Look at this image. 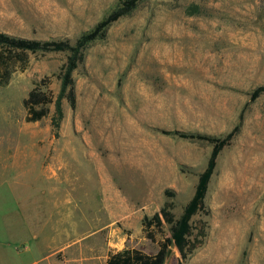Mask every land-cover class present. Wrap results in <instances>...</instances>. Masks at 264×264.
I'll list each match as a JSON object with an SVG mask.
<instances>
[{
	"label": "rangeland",
	"instance_id": "rangeland-1",
	"mask_svg": "<svg viewBox=\"0 0 264 264\" xmlns=\"http://www.w3.org/2000/svg\"><path fill=\"white\" fill-rule=\"evenodd\" d=\"M124 1L0 0V32L74 44ZM70 56L28 52L0 86V264H50L67 237L74 246L59 264L156 253L144 215L170 201L179 218L213 150L174 132L223 137L238 124L191 221L192 240L202 228L205 237L185 264H264V94L240 120L264 85V0H140L86 45L75 107L64 99L62 117L51 105L27 122L29 93L48 84L57 97ZM31 233L37 241L24 249ZM170 236L164 223L157 241ZM179 258L171 245L165 264Z\"/></svg>",
	"mask_w": 264,
	"mask_h": 264
},
{
	"label": "trees",
	"instance_id": "trees-1",
	"mask_svg": "<svg viewBox=\"0 0 264 264\" xmlns=\"http://www.w3.org/2000/svg\"><path fill=\"white\" fill-rule=\"evenodd\" d=\"M140 0H125L122 7L115 10L108 17L100 21L93 30L84 33L72 44L69 40H39L14 36L5 32H0V86L8 84L10 79V67L12 63L18 61L26 62L28 52L37 51L66 52L70 51L61 78V89L55 97L48 89V84L36 86L29 93L24 101L26 109V121L37 122L50 113V106L55 105L56 113L62 117V102L66 99L72 108L76 105V92L73 79V72L83 60V51L86 45L102 36L114 22L130 13ZM264 94V85L256 87L249 101L245 104L240 120L247 107ZM240 124L223 137L211 136L207 134L179 132L175 131L181 138L207 141L213 145L208 164L204 172L200 175L194 196L188 202L183 213L176 219L173 213V203L166 201L164 205L153 215H144L142 219V230L146 237L153 242H157L159 249L154 254H148L136 248H125L120 251L110 252L106 259V264H165L169 247L174 245L180 258L177 264H185L187 258L197 249L205 237V228L195 238L192 236L191 221L193 217L204 209V201L208 191L209 183L214 174L217 158L220 152L228 145L239 132ZM169 192L166 191V194ZM164 223L171 225V236L164 240L157 241V235L162 232Z\"/></svg>",
	"mask_w": 264,
	"mask_h": 264
},
{
	"label": "crops",
	"instance_id": "crops-1",
	"mask_svg": "<svg viewBox=\"0 0 264 264\" xmlns=\"http://www.w3.org/2000/svg\"><path fill=\"white\" fill-rule=\"evenodd\" d=\"M34 146H38L36 143L33 144ZM2 145H0V149H1ZM32 155L34 157L38 156V155H42V148L40 147V153L38 154L36 152V150L34 152H32ZM17 163V162H16ZM53 170V169H52ZM70 238L67 237L66 239H62L61 243H57L55 242V245L51 247L49 253H48V261L50 262V264H59L58 260H57V254L58 252H61V250L63 249H67V247L69 248V246L71 245V247L74 246V241H70ZM37 241V235L31 233L30 235H28V240L24 242L25 248L24 249H30V246H32L35 242ZM89 262V260H87ZM32 264H39L38 261H34ZM85 264V263H83Z\"/></svg>",
	"mask_w": 264,
	"mask_h": 264
},
{
	"label": "bare ground",
	"instance_id": "bare-ground-1",
	"mask_svg": "<svg viewBox=\"0 0 264 264\" xmlns=\"http://www.w3.org/2000/svg\"><path fill=\"white\" fill-rule=\"evenodd\" d=\"M107 124H108V123H107ZM107 124H106V126H107ZM135 124H137V123H135ZM139 124H140V123H139ZM139 124H138V125H139ZM136 127H137V126H136ZM105 130H106V129H105ZM128 130H129V129H128ZM105 133H106V132H105ZM116 138H117V137H116ZM111 140H112V139H111ZM115 147H116V146H115Z\"/></svg>",
	"mask_w": 264,
	"mask_h": 264
}]
</instances>
